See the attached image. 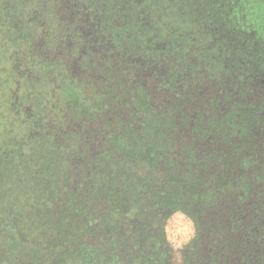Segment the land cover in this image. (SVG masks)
Wrapping results in <instances>:
<instances>
[{
	"label": "trees",
	"instance_id": "obj_1",
	"mask_svg": "<svg viewBox=\"0 0 264 264\" xmlns=\"http://www.w3.org/2000/svg\"><path fill=\"white\" fill-rule=\"evenodd\" d=\"M0 264H264V0H0Z\"/></svg>",
	"mask_w": 264,
	"mask_h": 264
},
{
	"label": "rangeland",
	"instance_id": "obj_2",
	"mask_svg": "<svg viewBox=\"0 0 264 264\" xmlns=\"http://www.w3.org/2000/svg\"><path fill=\"white\" fill-rule=\"evenodd\" d=\"M166 231L169 238L177 243L189 235V223L181 214H174L168 221Z\"/></svg>",
	"mask_w": 264,
	"mask_h": 264
}]
</instances>
